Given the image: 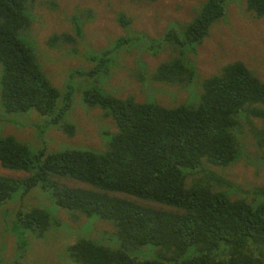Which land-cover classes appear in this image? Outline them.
<instances>
[{"label": "trees", "instance_id": "obj_1", "mask_svg": "<svg viewBox=\"0 0 264 264\" xmlns=\"http://www.w3.org/2000/svg\"><path fill=\"white\" fill-rule=\"evenodd\" d=\"M36 2L0 0L2 102L9 112L36 109L50 117V124L72 135L76 126L65 116L73 106L75 90L72 87L64 92L52 83L25 33L41 17L34 11ZM227 2L206 0L196 17L179 26L170 24L160 37L146 39L141 32L129 30L134 33L118 37L109 47L90 51L87 57L92 68L73 74L100 82L110 75L118 50L131 40L154 53L169 46L178 55L164 60L151 75L140 71L137 77L149 87L154 82L177 83L192 93L181 104L166 105L157 101L156 95L140 101L109 93L96 82L95 86H83L81 95L89 109L101 107L117 126L106 149L68 147L49 152L44 144L34 151L15 136L0 135L1 165L30 173L14 177L0 172V204L13 193L21 192L24 197L40 186L51 191L55 202L69 210L73 219L84 214L110 221L116 228L118 246L81 238L69 247L80 264H264V186L255 188L252 197L233 198L214 187L225 183L232 192L241 185L221 175L209 174L214 182L211 187L197 179L187 184L189 175L198 172L195 169L201 166L203 171L204 162L222 167L234 163L240 156L239 134L255 117L263 122L262 127L252 124V132L264 156V80L245 62L235 60L205 78L201 92L194 86L198 74L188 54L209 35L212 25L226 16ZM53 4L57 3L53 0ZM84 10L79 8L71 17L72 32H54L46 43L59 49L71 44V51L79 52L78 43L85 34ZM247 10L263 17L264 0H248ZM92 12L89 8L86 16ZM119 21L125 28L132 22L124 12ZM186 169L194 172L186 173ZM64 179L90 187L70 186ZM117 192L157 205H141L113 194ZM55 221L46 209L33 208L20 210L15 226L23 237L31 232L44 236ZM149 244L158 248L157 258L134 256L135 250Z\"/></svg>", "mask_w": 264, "mask_h": 264}, {"label": "rangeland", "instance_id": "obj_2", "mask_svg": "<svg viewBox=\"0 0 264 264\" xmlns=\"http://www.w3.org/2000/svg\"><path fill=\"white\" fill-rule=\"evenodd\" d=\"M52 1L37 0L34 11L41 17L33 21L25 33L29 35L28 42L52 83L64 92L74 88L73 106L65 118L75 124L76 129L70 135L59 129V126L50 124V117L41 115L36 109L28 112L7 111L2 102L3 66L0 64V135L15 136L34 151H38L44 144L49 152L68 147L104 151L117 126L101 107L89 109L81 95L83 86H95L98 83L109 93L120 97L133 96L140 101L156 95V100L166 105H178L189 98L192 91L188 87L184 91L185 85L154 82L153 87H149L148 83L144 84L137 77L140 71L144 75H151L164 60L178 55V52L166 45L164 50L154 53L142 50L141 44H137L136 40H131V44L125 42L127 45L118 50L110 75L102 77L100 82L95 81L94 77L87 79L79 73L73 74V71L90 70L93 63L87 57L89 52L109 47L118 37L137 31L145 35L146 39L150 36L160 37L170 24L179 26L196 17L201 4L206 0H54L57 3L55 7L54 4L50 5ZM247 5L248 0H228L226 16L216 21L204 41L189 52L188 57L194 62L198 74L194 81L196 91L201 92L205 78L218 74L226 64L235 60L245 62L256 76L264 80V16L251 15ZM79 8L86 9L82 16L85 34L78 43L79 52L73 53L71 44L61 49L59 46L50 47L46 40L52 33L72 32L71 17ZM89 8L93 12L86 16ZM121 12L131 18L130 28H125L119 21ZM64 16L68 18L67 21ZM129 30L135 31L131 33ZM144 40L143 44L146 46ZM174 91L177 93L176 97ZM59 103L62 104L63 100ZM252 124L262 127L263 122L255 117ZM252 124L248 123L239 134L243 150L239 147L240 156L234 163L222 167L204 162L203 171H200L201 166L195 169L198 172L189 175L187 184L190 185L197 179L196 182L211 187L214 182L210 181L209 174H217L241 187L230 192V186L223 183L214 187L215 190L229 193L233 198L254 196L253 190L264 186V156L258 146V139L252 132ZM191 171L185 170L186 173ZM0 172L14 177L30 174L27 171L6 169L1 162ZM64 182L70 186L90 187L74 179H64ZM113 194L127 197L141 205H157L125 193ZM33 208L46 209L56 221L44 236L31 232L23 237L15 226L16 215L20 210L26 212ZM116 234L113 224L98 215L88 217L83 214L73 219L69 210L55 202L51 191L40 186L33 188L24 197L21 192L13 193L9 200L0 204V264H80L71 256L69 247L72 244L88 237L117 247L119 243ZM135 251L134 256L140 260L159 256L158 248L151 244Z\"/></svg>", "mask_w": 264, "mask_h": 264}]
</instances>
